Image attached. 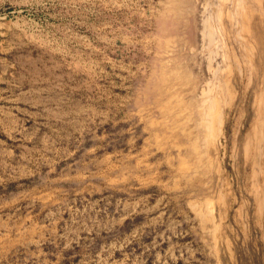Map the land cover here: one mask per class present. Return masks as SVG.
I'll use <instances>...</instances> for the list:
<instances>
[{"label": "rangeland", "instance_id": "1", "mask_svg": "<svg viewBox=\"0 0 264 264\" xmlns=\"http://www.w3.org/2000/svg\"><path fill=\"white\" fill-rule=\"evenodd\" d=\"M168 3L0 0V264L264 263L252 163L234 152V129L239 146L253 131L264 65L253 83L235 78L224 176L172 177L164 108L185 91L162 73L192 63L197 40ZM200 208L217 214L219 240Z\"/></svg>", "mask_w": 264, "mask_h": 264}, {"label": "bare ground", "instance_id": "2", "mask_svg": "<svg viewBox=\"0 0 264 264\" xmlns=\"http://www.w3.org/2000/svg\"><path fill=\"white\" fill-rule=\"evenodd\" d=\"M167 11L175 14V17L182 16L184 12L188 13L191 25L194 23L193 30L197 40V44L194 42L191 44L192 63L187 61L184 64H178L179 66L173 67L170 71L166 69L167 71L162 73L164 79L169 78V81L184 83L185 94L181 95L183 100L169 102L164 111L170 175L176 179L181 178L190 182L197 178L200 180L206 178L209 171L223 173L222 168L217 164V159L222 153V146L225 148L227 146L224 141L229 139L227 125L238 97V91L234 84L236 83L235 78L239 75L243 77L246 74L249 82L253 83L256 74L260 73L262 65H264V0H169ZM184 91L181 89L177 93L181 94ZM255 97L258 107H254L255 114H257L251 123L253 131L248 133L242 146H239L241 127L239 125L237 129H234V152H237L240 158L243 156L246 162L252 163L251 191L258 204L256 212L263 214L264 89ZM226 181L219 189L221 192L219 198L222 204H226L225 193L233 189L232 183ZM243 203L245 204V202ZM207 210L200 208L198 211L201 223L207 232H215L216 238L219 240V236L222 235L220 232L221 222L217 221L214 209ZM211 221L215 222L214 227L211 226ZM228 244L231 247V239L228 240ZM222 246L218 241L216 250L219 255L223 251Z\"/></svg>", "mask_w": 264, "mask_h": 264}]
</instances>
